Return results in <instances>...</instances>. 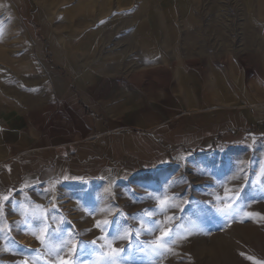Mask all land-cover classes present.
<instances>
[{"label":"rangeland","instance_id":"374dc122","mask_svg":"<svg viewBox=\"0 0 264 264\" xmlns=\"http://www.w3.org/2000/svg\"><path fill=\"white\" fill-rule=\"evenodd\" d=\"M3 117L0 264H264V1L0 0Z\"/></svg>","mask_w":264,"mask_h":264},{"label":"crops","instance_id":"0c3cea01","mask_svg":"<svg viewBox=\"0 0 264 264\" xmlns=\"http://www.w3.org/2000/svg\"><path fill=\"white\" fill-rule=\"evenodd\" d=\"M260 1H264V0H260ZM260 5H261V3H260ZM150 32H151V34H153L154 30H151ZM150 32L148 33V35H150ZM223 95L226 98H229L228 95H225V94H223ZM224 96H223V98H224ZM93 113H95V112H93ZM88 115H91V114H88ZM12 139H13L12 141H8V146H7V139H6V119L3 117V122H2V124L0 123V161L6 156V154H5L6 148L7 147H10V145H11V147H14V144H15V147H16V145L17 146H27L30 143H33V142L38 141V139L40 140L39 137H36L34 139L32 137H24L23 135H20V134L19 135L18 134L13 135ZM42 141L45 142L46 140L45 139H42ZM74 150H75V148H70V149L68 148V149H65L64 150V153L65 152H68V153L69 152H73ZM54 173H55L54 167H52L50 164H45L43 166V168H42V172H41L40 177L41 178H47L50 175H53Z\"/></svg>","mask_w":264,"mask_h":264},{"label":"trees","instance_id":"16d2710c","mask_svg":"<svg viewBox=\"0 0 264 264\" xmlns=\"http://www.w3.org/2000/svg\"><path fill=\"white\" fill-rule=\"evenodd\" d=\"M83 112H85L86 114L88 113V108L87 106L83 105ZM88 114H92L91 112H89ZM95 115L97 116V114L95 113ZM64 174V173H63Z\"/></svg>","mask_w":264,"mask_h":264}]
</instances>
